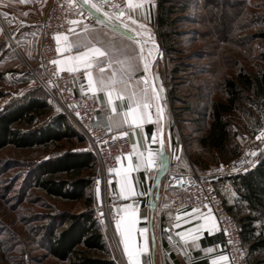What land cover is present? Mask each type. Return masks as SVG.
Masks as SVG:
<instances>
[{
	"label": "rangeland",
	"instance_id": "rangeland-1",
	"mask_svg": "<svg viewBox=\"0 0 264 264\" xmlns=\"http://www.w3.org/2000/svg\"><path fill=\"white\" fill-rule=\"evenodd\" d=\"M176 1L174 16L180 19L170 38L171 54H166L159 39V30L150 25L147 27H150L153 41L157 43L155 61L158 71L164 77L168 90H173V123L187 146V152L198 165L208 169L223 161L222 156L203 151L198 139L206 132L211 105L225 101L221 83L236 76L239 70L250 75L264 72V40L257 37L258 32L264 30V0ZM186 4L187 11L180 13ZM28 74L39 89L37 68ZM13 80L12 75H7L0 82V92L3 93L0 110L8 102L31 93H24L26 78L16 83ZM40 93L47 95L54 112L60 113L50 96L42 89ZM256 102L257 99H252L243 103L226 117L232 135L229 150L235 148L242 152L245 144L264 138V110ZM68 121L84 140L82 145L64 142L58 147L28 150L8 147L0 151V264H68L46 254L42 239L33 237L34 228L43 224L46 215L78 214L85 211L86 206L82 202L48 199L27 187L28 174L34 165L66 150H87L85 136L71 120ZM257 135H260L259 139ZM95 174L89 194L93 198L91 208L99 217L103 214L105 194L98 168ZM95 183L99 185L98 191ZM110 228H104L105 241L112 249L111 257L121 264Z\"/></svg>",
	"mask_w": 264,
	"mask_h": 264
},
{
	"label": "crops",
	"instance_id": "crops-1",
	"mask_svg": "<svg viewBox=\"0 0 264 264\" xmlns=\"http://www.w3.org/2000/svg\"><path fill=\"white\" fill-rule=\"evenodd\" d=\"M48 1L0 0V73L3 74V78L12 75L15 83L26 78L27 83L24 86V93L26 94L37 89L35 81L29 78L28 72L37 68L36 53L39 36L34 27L25 26L21 23L23 21L30 23L39 19L43 15ZM135 2L141 4V6L130 9L128 0H122L127 17L122 21L115 22V30L108 24L106 28L73 31L67 35L68 41L61 39L57 49H60L58 51V61H62V63L57 65L62 72L81 73L84 78L83 90L92 93L97 104L105 107V115L98 114L93 121L95 125L106 126L111 130L112 137H120L122 136L121 133H127L125 136L130 140L132 151L117 165L116 170L127 168L130 162L134 165L138 151L147 156L150 149L154 158L161 150L164 153L158 160V163L162 165V169L154 165L147 170L144 168L134 169L130 173L129 183L134 187L135 195H121L120 176L117 175L116 170L110 184V189L121 199V202L116 204L114 209L122 212L123 217H126L129 212L135 211L136 222L133 228V243L140 247L147 244L148 248V251L140 256L141 264H211L213 259L220 256L226 257L223 250L222 236L216 228L212 215L199 214L188 210L175 213L163 200V176L166 172L195 171L202 173L206 169L198 165L196 160L187 152V146L183 143V138L177 126L173 123L169 90L156 65L155 48H157V43L153 41L154 37H152V32L149 30L150 27L147 26L157 28L158 0H135ZM124 25L127 27H124ZM149 36H151L150 40ZM137 41L140 43L138 44ZM75 43L86 45L89 48L99 47L106 51L111 58V65H109L106 57L97 58L98 65L90 69L93 78L96 80L101 77V67H106V70H103V75L107 78L111 76L113 68H119V65L115 62L125 60L127 57L133 58L132 63L136 69L133 82L140 80L145 76L143 65L139 59L140 47L143 45L145 56L148 54V49H152L151 74L148 79L151 84L153 78H156L154 84L159 92L160 100L154 101L153 107L148 110L151 116L150 120L146 119L143 124L137 127L118 123L122 121V117L113 116L104 92L90 88L83 66H79L78 71H69L70 68L74 67V64L69 61V57L77 55L78 51L86 50L85 48H80L78 51L69 50L67 45ZM6 94L9 93L6 92ZM113 103L118 112H122L127 108L126 100L123 102V108L120 107L121 101L115 98ZM157 105L163 109L162 116L157 113ZM110 117H112L111 121ZM258 141L261 143L259 154H264V138ZM133 145H136L135 149ZM199 147L213 156L219 154L215 150L209 151L200 145ZM158 172L159 175H157ZM95 186L98 191V183ZM217 188L219 194L224 197L226 208L232 209L238 217V191L234 186L233 179L221 181ZM129 205L132 207L129 208ZM116 224L111 226L110 231L116 242L118 256L124 264H128V258L124 253L122 238ZM99 226L106 247L111 254L112 249L105 241L104 228L106 225L99 223ZM123 227L122 225L121 230H123ZM144 229L147 231L141 235V230ZM166 236L168 239L165 238ZM209 249L211 251H208ZM220 264H227L226 259Z\"/></svg>",
	"mask_w": 264,
	"mask_h": 264
},
{
	"label": "trees",
	"instance_id": "trees-1",
	"mask_svg": "<svg viewBox=\"0 0 264 264\" xmlns=\"http://www.w3.org/2000/svg\"><path fill=\"white\" fill-rule=\"evenodd\" d=\"M176 0H158L157 29L166 54H171V36L179 23L175 15ZM187 4L180 13L187 11ZM262 23V22H261ZM257 37L264 40V30ZM0 73V82L3 80ZM225 101L214 102L208 115L206 132L198 139L199 145L217 151L226 161L240 155L229 150L231 132L226 117L243 103L257 99L264 110V72L250 75L239 70L236 76L221 83ZM34 90L28 96L8 102L0 110V151L12 147L18 150L58 147L61 143L82 145L84 140L62 113H55L49 97ZM173 104V90L169 88ZM43 90V89H42ZM44 91V90H43ZM3 93L0 92V99ZM255 101V100H254ZM97 162L88 150H66L34 165L28 174V188L46 198L61 202H82L86 210L78 214L67 212L46 215L43 224L34 228L33 237L41 238L49 257L68 264H119L111 257L89 194ZM238 191V217L226 208L241 226V240L247 248V264L264 263V154L256 156V165L233 179ZM218 189V188H217ZM225 204V203H224ZM226 206V205H225ZM256 224H260L258 227ZM34 239V240H35Z\"/></svg>",
	"mask_w": 264,
	"mask_h": 264
},
{
	"label": "built area",
	"instance_id": "built-area-1",
	"mask_svg": "<svg viewBox=\"0 0 264 264\" xmlns=\"http://www.w3.org/2000/svg\"><path fill=\"white\" fill-rule=\"evenodd\" d=\"M102 6L101 13L88 6H70V0H49L43 15L36 20L21 24L34 27L39 36L37 46L38 85L57 104L60 113L71 120L87 140V150L96 158L100 172L99 181L105 194L102 215L98 224L111 227L121 220L123 213L114 206L120 197L110 189L117 165L132 151L127 136L112 137L111 130L95 125L98 114L105 115V107L97 104L92 93L83 90L84 78L79 72H62L53 61H58L57 35H68L73 31L106 28L108 24L97 23V17L105 19L107 13L113 21L127 17L122 0H91ZM75 4V0H71ZM123 13V15H120ZM120 19V20H119ZM100 70H106L103 66ZM261 151L259 141L245 144L239 156L220 161L202 173L195 171L173 173L163 176V200L173 212L188 210L199 214H211L218 232L222 236L227 264H247V248L241 240V226L226 210L217 186L226 179H234L256 165V156ZM255 153V155H253ZM195 209L196 211H193ZM101 220V221H100ZM168 239V237H165ZM124 264V263H121Z\"/></svg>",
	"mask_w": 264,
	"mask_h": 264
},
{
	"label": "snow or ice",
	"instance_id": "snow-or-ice-1",
	"mask_svg": "<svg viewBox=\"0 0 264 264\" xmlns=\"http://www.w3.org/2000/svg\"><path fill=\"white\" fill-rule=\"evenodd\" d=\"M76 4L81 7L87 5L90 15L92 14V10H94L96 13H101L102 6L97 3L91 2V0H75V4H72L70 0V6H76ZM140 6L141 4L136 3L135 0H128V7L130 9L139 8ZM102 15L105 17V19H100L99 17H97V23L109 24L115 30L116 23L115 21H113L112 17L107 13H102ZM120 15H123V13H121ZM124 27L127 26L124 25ZM55 39L58 44L61 39H63L64 41H68L67 35H64L63 37L57 35ZM150 39L151 36H149V40ZM137 43L139 44L140 42L137 41ZM67 47L69 50L77 51L80 48L86 49L82 52L78 51V54L75 56L69 57V61L74 64V67L70 68L69 71H78L79 66H83L86 71L90 88L95 91L104 92L107 97V102L111 107L113 116L122 117V121L118 123L126 124L131 127H137L143 124L146 119H151L148 110L153 107L154 101L160 100L159 92L157 91L154 84V80L156 78H153V82L151 84L148 79V76L151 74L152 49H148V54L147 56H145L144 47L143 45H141L139 59L143 65L145 76H143L140 80H135V82H133L136 69L134 64L132 63V57H127L125 60L116 61L115 63L119 65V68H113L111 76L107 78L104 77L103 70H101V77L96 80L93 78L90 69L98 65V57H106L109 65H111L112 60L108 56V53L99 47L93 46L89 48L86 45H82L79 43L68 44ZM57 51H60V49L58 48ZM53 63L59 64L62 63V61H53ZM141 84L143 85L142 87ZM114 98L121 101V108L124 107L123 102L126 100V110L118 112L116 106L113 103ZM156 110L157 113H160L162 116L163 109L157 105ZM109 119L111 121L112 117H110ZM121 135H127V133H121ZM133 148L135 149L136 145H133ZM163 155L164 153L162 150L156 154L155 158L150 149L148 150L147 156H145L143 152L138 151L136 153L137 160L134 165L130 162L127 168L117 169V175L120 176L119 185L121 195L131 196L136 194L134 187L131 183H129L130 173L134 169L139 170L141 168H144L147 170L149 168H152L154 165L157 168L162 169V165L158 163V160L159 157ZM253 155H255V153H253ZM157 175H159V172L157 173ZM131 207L132 206L129 205V208ZM193 211L196 210L193 209ZM135 215V211L133 210L127 213L126 217L118 220L116 224L117 230L120 232L122 238L124 253L128 258V264H141L140 256L142 255V253L148 251L147 244H145L143 247H140L133 243V228L136 222ZM122 225L124 226L123 230H121ZM145 231L147 230H141V235H143ZM208 251H211V249H209ZM225 259L226 257L220 256L216 259H213L211 261V264H220V262L224 261Z\"/></svg>",
	"mask_w": 264,
	"mask_h": 264
}]
</instances>
